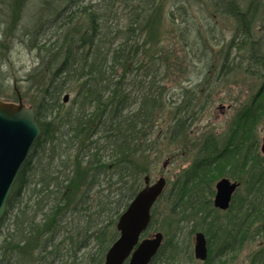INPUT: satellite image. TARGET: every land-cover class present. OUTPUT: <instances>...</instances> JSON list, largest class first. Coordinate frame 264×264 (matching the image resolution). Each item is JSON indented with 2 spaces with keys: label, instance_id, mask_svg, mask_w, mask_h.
Instances as JSON below:
<instances>
[{
  "label": "trees",
  "instance_id": "1",
  "mask_svg": "<svg viewBox=\"0 0 264 264\" xmlns=\"http://www.w3.org/2000/svg\"><path fill=\"white\" fill-rule=\"evenodd\" d=\"M10 1V17L4 21L0 16V23L6 22V29L0 31V50L4 49L2 37L6 40L9 30L23 23V15L17 13L25 0ZM212 2L218 10L236 17L239 41L234 37L229 46L239 54L245 52L239 65L244 64L245 73L262 82L237 109L225 136L219 139L209 134L194 144L199 147L190 165L176 179H167L145 235L160 220V229L166 234L183 221H196L209 245L203 264H231L229 257L238 256L246 243L264 237V155L258 136L264 118V53L251 34L255 3L248 7H254L248 15L237 0H209ZM102 3L50 1L48 13L41 10L25 26L30 48L42 60L35 70L41 71L29 74L26 85V91H32L29 104L41 133L20 170L0 222V264H56L59 260L72 264L66 256L72 257L77 246H87L75 233L80 229L78 222H83V214L93 205H98L99 213L114 214V218L97 229L99 248L88 251L82 264H105L106 252L119 235L118 218L145 184L150 153L159 144L189 136V120L199 106L195 101L198 93L170 106L159 78L162 73L163 78L168 75L169 66L162 64L166 53L151 49L162 33L160 23L151 18L161 7H152L156 0ZM121 6L127 12L123 17ZM150 10L154 14L147 18ZM173 24L181 29V22ZM186 27V36L192 33L195 37L194 29L189 24ZM3 58L0 54V68ZM233 64L238 62L233 60L230 66ZM72 86L76 95L66 106L61 94ZM131 87H136V93ZM4 90L0 81V99ZM16 94L17 89L15 100H3L18 101ZM159 120L164 121V129L155 133ZM222 177L244 185V195L240 198L235 193L226 212L213 203L216 181ZM113 178L119 194L116 207L100 190ZM163 200L170 205L166 213L160 212ZM171 241L165 240L158 255ZM249 264H264V243L252 251Z\"/></svg>",
  "mask_w": 264,
  "mask_h": 264
},
{
  "label": "rangeland",
  "instance_id": "2",
  "mask_svg": "<svg viewBox=\"0 0 264 264\" xmlns=\"http://www.w3.org/2000/svg\"><path fill=\"white\" fill-rule=\"evenodd\" d=\"M14 1L17 2V0ZM50 1L55 0H25L24 3L20 2V10L17 14L23 15V23L20 22L17 29L9 30L6 40L2 37L1 43L4 44V49L0 50V54L4 58L0 68V81L4 82L5 95L2 97L3 99L15 100L14 91L17 89V99L20 94L23 102L30 105L29 102L33 96L31 95L32 91H26L27 79L29 74L35 72L38 74L41 71V68L35 70L41 67L42 60L38 52L30 48L25 26L41 10L45 9V12L48 13L47 4ZM57 1L62 2V0ZM139 1L150 2V0ZM237 1L243 11H246L251 3H255V18L251 34L253 40L262 46L264 53V0ZM102 2L103 0H84V4L93 3L97 6L98 3ZM102 4L105 5L106 2ZM156 5L161 7L160 13L157 9V14L151 18L154 13L151 14L152 10H150L147 12L149 15L147 18L160 23V31H162L151 49L155 52L161 50L163 54L166 53L162 58L165 60L162 64L169 66L168 75L163 78L162 73L159 77L161 79L160 84L164 87L163 93L166 95L169 105L179 104L184 96L186 99L187 96L198 93V101L197 99L195 101L197 105L199 104L197 106L199 109L196 108V112L190 117L191 130H189L188 137H182L171 144H159L156 150L150 153L149 170L143 175V178L145 175H150L152 181H156L161 176L166 177V179H176L181 170L187 168L194 158V152L199 147H195L194 144L201 143L207 135L214 134L219 139L223 138L237 109L256 92L262 82V79L246 74L245 69L242 68L244 64L239 65L244 61L242 59L245 52L239 54L237 48L232 50L229 46L234 37L239 41L237 36L239 25L236 17L218 10L213 2L209 3V0H156V4H153L152 7H156ZM0 6L1 19L6 21L10 17L9 12L12 11V2L10 0L0 1ZM253 10L254 7L247 10L246 14L249 15ZM171 11L174 12L173 16H176L175 20L170 14ZM119 12L122 17L124 13H127L124 9ZM182 17L187 18L186 21L185 19L182 20ZM147 18L145 19L147 20ZM176 22H181V29H185V32L176 29L173 24ZM188 24L194 29L193 33L197 39L193 37L192 33L190 36L188 35L189 37L186 36V25L188 26ZM4 29H6V22H1L0 31ZM142 36L144 35L142 34ZM145 38L147 39L146 36ZM147 41L149 44L150 36ZM215 59L216 62L213 61ZM233 60L238 62L237 66L235 64L230 66ZM223 61H226L225 63L229 66H224ZM135 90L136 87L130 89L133 93H136ZM76 91L75 86L66 88L61 94V102L70 106ZM66 94H69L67 102L64 101ZM167 119L169 120V118ZM159 121L160 124H156L155 133L164 129V121ZM258 135L261 141L264 135V118L259 124ZM184 148H188V150L185 149L184 151ZM100 190L110 202H114L113 207L118 205L119 194L114 178L111 183H103ZM237 193L242 198L244 195L243 183L238 185ZM239 202L240 199L236 206ZM97 206L93 205L89 211L83 214V222H78L80 229L75 231L78 233L79 239H85L87 246L81 248L77 246V250L71 254L72 257L66 256L67 263L82 264L88 251L96 252L98 250L95 232L101 226L106 225L114 214H111L112 216L106 213L101 214ZM161 209L160 212L166 213L170 209L169 203L163 200ZM219 211L226 212L220 209ZM160 222L154 223L148 234L162 231L165 234V240L171 239L172 241L167 244L164 252L153 260V264H203V260L194 255L195 235L200 230L199 226H196V221H183L178 226L174 225L169 234L160 229L162 225ZM262 243H264L262 236L253 242L246 243L238 256L229 257L230 263L249 264L252 251ZM174 244L176 246H173ZM61 261H57L56 264H62Z\"/></svg>",
  "mask_w": 264,
  "mask_h": 264
},
{
  "label": "water",
  "instance_id": "3",
  "mask_svg": "<svg viewBox=\"0 0 264 264\" xmlns=\"http://www.w3.org/2000/svg\"><path fill=\"white\" fill-rule=\"evenodd\" d=\"M69 100V94L64 101ZM41 133L34 107L23 102L0 99V222L8 206L20 170ZM264 153V137L262 144ZM145 185L132 198L117 221L119 235L105 255V264H150L160 250L164 233L157 231L151 236L142 237L151 221L152 208L163 193L167 180L164 176L151 182L145 175ZM238 187L237 182L223 177L216 183L214 204L221 209L230 206L232 196ZM209 253L207 236L203 231L195 235L194 254L206 260Z\"/></svg>",
  "mask_w": 264,
  "mask_h": 264
},
{
  "label": "flooded vegetation",
  "instance_id": "4",
  "mask_svg": "<svg viewBox=\"0 0 264 264\" xmlns=\"http://www.w3.org/2000/svg\"><path fill=\"white\" fill-rule=\"evenodd\" d=\"M259 136V135H258ZM263 137H264V135L262 136V138H261V141H260V151H261V153H262V155H264L263 154V152H262V144H263ZM260 139V138H259ZM231 179V178H230ZM231 181L233 182H237L238 183V185L239 184H241V181H238V180H233V179H231ZM238 189V188H237ZM215 193H216V188H215ZM235 193H237V190H236V192ZM215 196V195H214ZM223 211H227V210H223Z\"/></svg>",
  "mask_w": 264,
  "mask_h": 264
}]
</instances>
